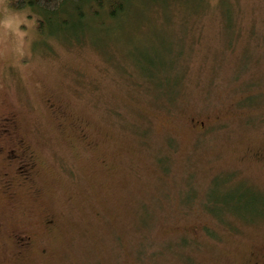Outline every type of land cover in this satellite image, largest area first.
<instances>
[{"label":"rangeland","instance_id":"rangeland-1","mask_svg":"<svg viewBox=\"0 0 264 264\" xmlns=\"http://www.w3.org/2000/svg\"><path fill=\"white\" fill-rule=\"evenodd\" d=\"M121 1L63 26L0 0V145L36 164L0 175V221L36 233L12 263L264 253V0Z\"/></svg>","mask_w":264,"mask_h":264},{"label":"flooded vegetation","instance_id":"flooded-vegetation-1","mask_svg":"<svg viewBox=\"0 0 264 264\" xmlns=\"http://www.w3.org/2000/svg\"><path fill=\"white\" fill-rule=\"evenodd\" d=\"M14 125L13 119L8 116L1 118L0 137L7 134ZM258 156L264 158V149L260 150ZM35 168L32 152L22 141H15L10 147L0 145V175L4 178L2 194H5L6 197L10 196L14 181L17 185L29 183ZM53 222L54 219L50 215L43 220V225L49 227ZM35 237L36 233L27 229H12L9 232V229L0 221V264H13L14 257L24 255ZM8 239L13 244L14 253L8 248ZM240 264H264V253L254 250Z\"/></svg>","mask_w":264,"mask_h":264},{"label":"trees","instance_id":"trees-1","mask_svg":"<svg viewBox=\"0 0 264 264\" xmlns=\"http://www.w3.org/2000/svg\"><path fill=\"white\" fill-rule=\"evenodd\" d=\"M14 9L33 11V15L44 16L46 20H62V25L67 23L66 18L75 17L84 20L87 16L106 11L109 18H115L125 12L127 2L121 0H8ZM117 6V9H115ZM61 15V16H59ZM40 23V24H39ZM42 22H37V29H41Z\"/></svg>","mask_w":264,"mask_h":264}]
</instances>
